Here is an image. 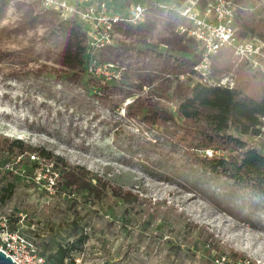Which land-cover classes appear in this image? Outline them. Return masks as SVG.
I'll use <instances>...</instances> for the list:
<instances>
[{"label": "rangeland", "instance_id": "obj_1", "mask_svg": "<svg viewBox=\"0 0 264 264\" xmlns=\"http://www.w3.org/2000/svg\"><path fill=\"white\" fill-rule=\"evenodd\" d=\"M185 1L69 0L94 7L104 2L119 15L132 4L144 6L145 25L121 21L103 46L89 24L44 10L38 0H11L0 15V136L43 147L138 195L133 202L108 192L96 202L85 200L51 187L45 163L35 173L22 166L15 177L0 171V215L42 249L50 241L74 240L69 235L75 231L83 242L72 251L74 264H264V200L190 168L158 137L163 127L154 119L135 122L122 110L109 111L98 90L80 102L74 98L89 89L80 72L89 71L109 83L106 91L126 90L124 106L137 99L145 109L176 117L179 99L198 79L190 72L198 44L179 29L189 24L178 13ZM250 6L264 23V0ZM62 19L80 24L81 46L97 48L85 70L61 64L62 51L77 45L55 30ZM242 137L264 151V134ZM8 183L10 194L3 190Z\"/></svg>", "mask_w": 264, "mask_h": 264}, {"label": "trees", "instance_id": "obj_2", "mask_svg": "<svg viewBox=\"0 0 264 264\" xmlns=\"http://www.w3.org/2000/svg\"><path fill=\"white\" fill-rule=\"evenodd\" d=\"M10 1L0 0V15ZM229 1L236 7L235 26L238 35L264 39V23L256 19L251 11L250 3L254 0ZM199 3L203 6L205 0H199ZM146 23L141 21L135 27L139 28ZM55 30H59L64 36H73L77 41L75 50L66 47L62 51L61 64L67 69L83 70L91 55H97V48L80 45L79 37L84 38L85 33L75 21L58 20ZM195 63L191 64L190 72L198 76L192 69ZM210 70L211 77L222 73L232 74V87L216 84L218 79H213L212 83L197 79L188 85L179 99L176 117L166 114L162 109H145L137 99L124 106L125 98L130 96L125 93L126 90L117 87L109 90V93L106 91L109 83L98 79L89 71H80L85 78L83 84L88 85L89 89L76 94L74 98L80 102L102 93L101 101L109 111L118 114L122 110V116L135 122L148 117L154 119L155 124L163 127L161 131H157L158 137L177 152L190 168L199 169L212 178H222L232 186L249 191L264 200V151L252 146L242 137L260 136L258 126L262 123L260 118L264 116V72L250 71L247 61L235 57L232 49L226 46L220 47L210 56ZM95 90L100 92L95 93ZM208 149L222 152L223 155L207 156L199 153ZM30 155L36 158L31 159ZM11 161L14 168L24 166L29 173L45 163V171L54 178L51 187L62 188L63 192L67 191L71 195L80 193L88 201L96 202L107 192L124 202H133L138 198V195L110 184L83 166L71 164L50 150L31 145L20 138L0 136V171L15 177L16 172L5 170L3 166ZM173 168L177 169L176 166ZM167 171L163 169V172ZM12 187L13 183H8L3 190L10 194ZM2 199L3 196L0 200ZM250 205L254 206V202L250 201ZM75 225L76 222H73V226ZM70 236H75L74 240L64 242L61 239L63 241L44 243L41 254L45 257L46 264H74L71 254L79 248L83 237L75 231ZM220 257L221 254L216 256Z\"/></svg>", "mask_w": 264, "mask_h": 264}, {"label": "built area", "instance_id": "obj_3", "mask_svg": "<svg viewBox=\"0 0 264 264\" xmlns=\"http://www.w3.org/2000/svg\"><path fill=\"white\" fill-rule=\"evenodd\" d=\"M38 1L44 10H53L62 17L78 18L89 24L97 46H103L111 40L114 25L121 21L140 22L145 12L141 4H132L124 15H119L109 10L104 2L94 7L93 4L78 6L69 0ZM235 11V5L229 0H205L203 6L199 0H186L179 8L180 17L189 23L188 26L180 25V31L192 38L199 47V59L192 69L200 81L214 82L211 78L210 56L222 46L230 47L235 57L246 60L251 70L264 72V39L257 36H239L235 26ZM216 82L228 87L233 85V79L229 75H223ZM260 120L262 123L258 127L262 135L264 116ZM30 158L36 157L30 155ZM3 166L5 170L16 173L20 170L14 168L11 162H6ZM52 183L50 181V186ZM12 224L8 216L0 215V251L16 264H46L41 247L22 228Z\"/></svg>", "mask_w": 264, "mask_h": 264}, {"label": "water", "instance_id": "obj_4", "mask_svg": "<svg viewBox=\"0 0 264 264\" xmlns=\"http://www.w3.org/2000/svg\"><path fill=\"white\" fill-rule=\"evenodd\" d=\"M0 264H16L8 255L0 251Z\"/></svg>", "mask_w": 264, "mask_h": 264}]
</instances>
